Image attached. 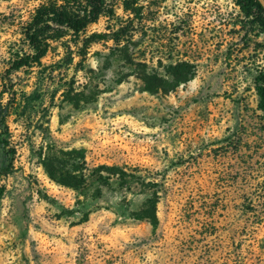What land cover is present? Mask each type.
I'll use <instances>...</instances> for the list:
<instances>
[{
    "label": "rangeland",
    "instance_id": "rangeland-1",
    "mask_svg": "<svg viewBox=\"0 0 264 264\" xmlns=\"http://www.w3.org/2000/svg\"><path fill=\"white\" fill-rule=\"evenodd\" d=\"M43 1L0 0V73L27 52L20 27ZM110 3L77 47L115 31L119 44L92 43L80 58L64 33L10 76L0 264H264V125L250 86L262 40L241 39L231 0H141L134 13ZM182 62L193 77L167 94L136 79ZM46 145L81 151L87 170L134 168L152 181L156 225L132 219L148 196L135 183L50 180Z\"/></svg>",
    "mask_w": 264,
    "mask_h": 264
},
{
    "label": "trees",
    "instance_id": "trees-1",
    "mask_svg": "<svg viewBox=\"0 0 264 264\" xmlns=\"http://www.w3.org/2000/svg\"><path fill=\"white\" fill-rule=\"evenodd\" d=\"M123 12L134 13L139 9L141 0H117ZM238 10L241 20L239 32L241 39L260 38L264 44V8L259 0H231ZM113 15V3L110 0H44L31 13L29 20L21 24L20 35L27 52L13 54L8 67L0 73V199L4 195L5 186L1 184L12 170L14 148L10 145V133L7 119L14 104L15 92L10 76L20 70L31 69L39 65L52 42L58 41L68 33L73 41L77 57L83 58L86 49L92 43L108 39L116 45L120 43L118 31L110 34L94 33L84 38L82 47L78 48V38L87 26L96 23L99 18ZM193 67L187 63L169 64L163 73H139L138 79L147 91L167 94L175 87L193 77ZM251 89L256 97L255 110L260 122L264 125V64L252 70ZM22 112V111H21ZM40 166L48 178L55 183L71 189L85 187L88 180L100 186L116 181L120 186L135 183L147 192L148 196L138 210L130 215L134 220H145L152 227L156 225L157 190L154 183L144 182L133 168L129 172L115 166H97L87 170L84 155L79 150H62L55 146H45L39 154Z\"/></svg>",
    "mask_w": 264,
    "mask_h": 264
},
{
    "label": "water",
    "instance_id": "water-1",
    "mask_svg": "<svg viewBox=\"0 0 264 264\" xmlns=\"http://www.w3.org/2000/svg\"><path fill=\"white\" fill-rule=\"evenodd\" d=\"M260 3L262 4L263 8H264V2L262 0H259Z\"/></svg>",
    "mask_w": 264,
    "mask_h": 264
}]
</instances>
